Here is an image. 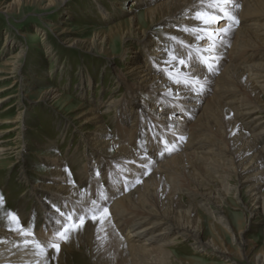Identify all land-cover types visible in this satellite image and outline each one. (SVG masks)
<instances>
[{"label": "bare ground", "instance_id": "obj_1", "mask_svg": "<svg viewBox=\"0 0 264 264\" xmlns=\"http://www.w3.org/2000/svg\"><path fill=\"white\" fill-rule=\"evenodd\" d=\"M24 1L47 8L71 0H0V8L12 11ZM118 2L113 0V11ZM135 2L144 6L142 15L129 11L90 38L72 37L66 28L60 32L72 46L122 59L125 72L118 71V84L126 92L106 103L114 110L113 128L97 102L71 110L89 145L86 153L93 155L84 168L85 192L75 187L61 158L46 154L53 166L47 182H32L44 195L41 237L58 239L57 230L69 217L73 222L82 217L84 224L68 234L65 246L85 252L92 264H192L176 252L184 244L192 245L193 253L222 258L218 264H264V246L254 251L255 243L244 234L256 215L264 216V0H229L223 8L235 21L225 17L208 26L194 17L209 10L210 0ZM98 10L103 19H114L102 2ZM211 12L224 16L219 8ZM205 27L211 35L184 30ZM20 53L0 66V105L12 99L3 94L9 88L19 84L20 95L26 90L19 78ZM60 97L48 87L40 101L60 103ZM16 109L0 119V128L9 124L0 129V159L11 158L13 167L25 140L24 112ZM9 132L14 142L7 145L3 137ZM232 199L244 217L237 230L226 214ZM2 215L0 232L18 235V224ZM205 216L214 231L208 238Z\"/></svg>", "mask_w": 264, "mask_h": 264}, {"label": "rangeland", "instance_id": "obj_2", "mask_svg": "<svg viewBox=\"0 0 264 264\" xmlns=\"http://www.w3.org/2000/svg\"><path fill=\"white\" fill-rule=\"evenodd\" d=\"M96 1L71 0L63 6L59 4L51 8L24 1L20 8L12 11L6 12L0 8V66L21 52L19 78H23L21 84L26 88L21 95L19 84L9 88L3 94L13 95L12 99L0 105V119L3 120L13 116L16 108L23 109V136L26 140L23 139L24 151L16 168L10 165L11 158L0 159V201L3 203L0 215L3 214L6 221L14 220L19 226L18 235L11 233L5 236L0 232V264H92L85 252L74 245L65 246L66 240L60 236L51 240L41 237L44 219L40 198L44 195L35 191L32 184L47 182L46 172L53 166L46 154L54 153L68 167L75 187L81 194L85 192L88 174L84 168L88 158L93 155L86 153L89 145L84 143L78 124L72 120L71 110L77 104L90 106L94 102L99 103L98 108L104 115L107 127H114V110L108 109L106 103L123 97L126 92V86L118 84V71L122 69L125 72L124 61L110 58L103 52L89 51L82 45L72 46L59 35L66 28L64 30L72 37L90 38L97 30L117 25L119 20L128 17L129 11L134 10L133 14L142 15L144 6L135 0H118L117 10L113 11V0ZM101 2L114 12L113 20L101 17L98 10V3ZM139 48L144 53L143 48ZM0 85H4V81ZM48 87L61 93L60 103L40 101V95ZM18 93L20 99L17 101ZM3 109L5 111H1ZM7 125L0 129H5ZM3 140L7 145L13 144V133H7ZM32 150L35 152L31 153ZM104 182H107L106 178ZM237 206V201L232 199L226 207V214L235 230L239 222L244 225L242 210ZM13 217L18 218V222ZM252 222L250 227L245 228L244 234L255 243L254 251L257 252L264 246V216L256 215ZM5 228L8 230L10 226ZM219 228L227 246L232 245L230 235L221 226ZM205 229L206 238L214 235L207 216ZM50 244L64 247L59 246L57 250ZM184 245L176 252L181 258L191 260L192 264L222 262L220 257L203 252L193 253L192 245Z\"/></svg>", "mask_w": 264, "mask_h": 264}, {"label": "snow or ice", "instance_id": "obj_3", "mask_svg": "<svg viewBox=\"0 0 264 264\" xmlns=\"http://www.w3.org/2000/svg\"><path fill=\"white\" fill-rule=\"evenodd\" d=\"M229 0H210V2L208 3V9L207 11H198L194 17V19L199 20L201 23H203L204 25L208 26V25H214V24H218L219 21L221 19H224L225 17H227L229 20L235 21V17L231 16L230 14H228L227 12L224 11L223 5L228 3ZM212 8H219L221 12H224V16H220L219 14L213 13L211 12ZM238 23V21H236ZM185 31H189V32H193L195 34L198 35L199 32L203 31L205 32V34L207 35H211L212 32L210 31V29L208 27H205L203 29H184ZM220 31L222 32H226L228 31L227 28L225 29H220ZM198 38H203V37H198ZM172 39H175V37H173ZM175 59V57H173ZM180 63L183 64L185 63V61L183 59L180 60ZM204 63H207V61H204ZM211 67V65H209V68ZM177 83H180L179 80L176 81ZM183 139V137L181 138ZM105 212H107V210L105 209ZM13 219H16L18 222V218L13 217ZM70 223L69 224H65L61 229L57 230V235L60 236L61 239L67 240L68 239V234L71 231H77L79 230L80 227H82V225L84 224V219L81 217L76 221H72V217L68 218ZM93 220H96L97 217L93 216L92 217ZM30 234V233H25ZM38 247H41L40 245H37ZM50 247H54L57 250H59V245L56 244H50ZM41 250L43 251V248L41 247Z\"/></svg>", "mask_w": 264, "mask_h": 264}]
</instances>
